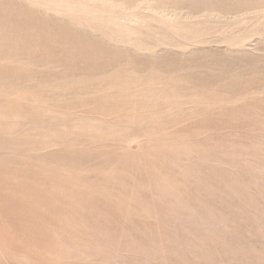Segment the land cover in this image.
Here are the masks:
<instances>
[{
  "label": "rangeland",
  "instance_id": "1",
  "mask_svg": "<svg viewBox=\"0 0 264 264\" xmlns=\"http://www.w3.org/2000/svg\"><path fill=\"white\" fill-rule=\"evenodd\" d=\"M0 264H264V0H0Z\"/></svg>",
  "mask_w": 264,
  "mask_h": 264
}]
</instances>
